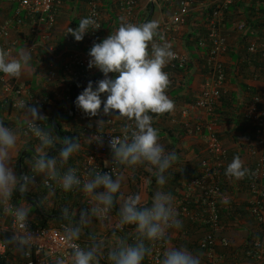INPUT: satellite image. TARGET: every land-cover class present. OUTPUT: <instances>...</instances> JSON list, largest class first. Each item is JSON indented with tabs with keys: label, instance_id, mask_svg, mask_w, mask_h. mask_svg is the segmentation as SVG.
I'll return each mask as SVG.
<instances>
[{
	"label": "crops",
	"instance_id": "0c3cea01",
	"mask_svg": "<svg viewBox=\"0 0 264 264\" xmlns=\"http://www.w3.org/2000/svg\"><path fill=\"white\" fill-rule=\"evenodd\" d=\"M12 1L13 4L11 3ZM79 1L75 0L73 3L65 1L62 3L56 23L52 28H48L44 20H37V26L31 16L22 12L23 23L11 31V40L7 41L8 44L14 40L17 41L15 51L10 58H18L22 50L31 54L29 64L22 70L21 75L15 79L24 85L29 94L35 97L42 95L49 97L48 102L40 109V113L45 118L54 115L67 117L71 111H74L75 99L71 97L72 93H70L72 86L76 82L80 83L83 75L91 78L101 73L97 68H89L88 65L84 68L75 67L71 71L63 69V64L75 51H79L80 55L89 58L88 50L91 47L77 46L71 33H67L69 27L76 28L80 19L86 17L85 7L81 6ZM214 1L217 0H194V6L187 17V22L174 33L175 40L170 44L171 49L187 56L188 63L186 68L176 69L168 62L163 69L169 76L166 94L174 102V109L171 112L155 114L152 117V126L157 129L159 143L165 147L166 152L174 151L178 157L176 163L165 173L166 183L162 186L158 185L156 178L145 164L136 166L121 165V175L119 176L121 179L122 175H126L128 172L131 175L130 183L121 184L118 198L119 206L129 195L139 194L141 196V204H150L152 195L156 191H164L171 194L173 207L177 212V219L181 221L182 227L170 230L166 248L184 247L199 258L200 264H206V257L203 251L201 253L198 245L205 231L201 226L189 219L188 216L183 215L181 208L183 204H187L189 209L192 207L195 209L193 204L185 198L183 183L186 179L199 173L200 161L206 156V141L200 135L187 134L185 132L187 131L185 130V123L187 120L191 123L200 120L203 114L201 112H191L187 118H183L181 108L187 103L193 102L199 96L203 87L206 73V49L198 47L197 41L205 34L204 26H206L208 15L206 4ZM119 3L120 0H100L104 28L99 41L114 32L124 22L121 11L118 8ZM17 5L18 0H0V23L14 17ZM172 8H174L172 4L170 6L167 2L152 5L148 0H137L133 19L135 24L155 20L158 22L159 28L164 20H168L171 16L172 13L168 15L167 12H171ZM236 11L240 19L247 21L248 18L252 21H260L264 16V3H242ZM237 22L226 25L229 36V51L223 57L227 67L224 93L227 105L231 103V106L229 108L230 112L227 115L225 114V117H219L217 130L224 146L228 150V159L225 167L233 157L238 156L243 162V166L249 170L252 168L255 158L249 154V150L252 148L253 128L249 123L243 122L241 118V121H239V118H236V120L234 118L237 115L239 116V113H245L253 96L264 92V75L259 71H255L254 67L258 60H255L254 57L252 58L250 54H244V51L246 49L248 51V46L252 43L258 44V47L263 46L264 35L260 34L261 30L250 29L249 26L245 30H237ZM157 35L158 32L153 37V41L149 43V49L152 43L163 44V42L159 41ZM109 76L113 77L112 74H109ZM82 86L83 84L80 87L83 88ZM93 87H95V84ZM9 101L12 102V96L8 97L4 94L2 81L0 80V120L20 135V141L18 142L17 150L13 153L14 161L12 162L14 172L19 176V169L16 167L19 153L27 142L32 139L23 133L26 114L20 109L10 106ZM102 107L103 105H101V110ZM79 111V115L73 120L62 119L61 121L65 130L79 133L78 143L80 144V149L72 156L76 159L74 165L81 167L85 163L86 156L91 148L90 132L98 125L101 126L102 130L109 128L119 130L126 124V121L117 117L114 124L105 123L101 121L103 118H100L98 114L94 118L89 119V116L81 109ZM32 142H35V145L38 144L36 141ZM33 156L34 154L30 158L27 157L25 159L27 167L24 168V171L33 178V183L29 190L39 189L38 191H40V187L43 186V176L34 175L28 163ZM105 161L107 163V160ZM60 171L63 172V170ZM240 181L241 179L236 180L226 176L224 171L218 202L220 204L219 210L222 223L225 227L224 235L229 239L230 245L227 248L218 247V250L222 253L219 254V252L218 254L222 256L221 264H260L250 258L248 254L249 258L244 254L247 238L253 231L257 230V223L251 216L249 218L248 216H241L242 213L238 214L243 203L251 200L250 192L246 191L244 183ZM60 193L63 196L58 199L59 204L66 205V207L74 210L75 213L78 211L79 206H83V202L78 195L75 196L62 191ZM194 198L196 199L195 196ZM43 199L44 202L47 201L48 206L56 204V199L52 192L45 195ZM22 203L28 207L27 201L23 200ZM231 214L234 215L232 216ZM111 218L110 223H114L113 227H116L118 217L112 215ZM103 225L104 221L92 218L87 225V229L90 235H98L109 245L117 239L122 240L121 236L115 231L112 233L103 232ZM9 254V264H18L22 259V254L16 247H10Z\"/></svg>",
	"mask_w": 264,
	"mask_h": 264
},
{
	"label": "clouds",
	"instance_id": "9594fccd",
	"mask_svg": "<svg viewBox=\"0 0 264 264\" xmlns=\"http://www.w3.org/2000/svg\"><path fill=\"white\" fill-rule=\"evenodd\" d=\"M192 1L194 4V0ZM164 2L168 0L161 3ZM215 2L212 3V7L215 6ZM247 2L258 1L235 4ZM209 3L206 4V9L212 8L208 7ZM174 7L176 8L177 4L174 3ZM208 18L209 14L206 26H204L205 34L200 39L207 36ZM235 21L245 22L243 29H239L236 23L237 30L248 28L246 20L237 17L232 23ZM227 24L228 21L225 22V33L228 38ZM99 27L93 16H87L80 19L76 28L69 27L67 33H71L75 41L79 42L85 34ZM157 29L158 22L155 20L140 24L122 22L114 32L101 41H99L100 36L99 42H94L88 50L90 58L88 67L97 68L104 78L95 81V87H93L94 82L89 81L75 98L74 104L88 116H97L103 105L102 112L105 115L114 114V116L125 117L131 121L130 125L122 129V138L114 136L109 141L113 160L120 165H147L148 170L156 178V183L162 186L166 183L165 173L176 163L178 157L174 151L166 152L165 147L159 143L158 131L152 126V117L149 113L163 114L174 109V102L166 94L169 76L163 69L170 60L175 58V55L171 50V45L167 42L162 45L152 43L149 49V43L153 41ZM200 39L197 42L198 47H204L206 55L208 46H200ZM252 44L256 45L257 50L260 49L258 44ZM252 44L248 46V51L255 53L256 51L249 50ZM261 48L263 49L264 45ZM30 60L31 54L27 51L22 50L18 58H9L6 51H0V73L13 78L19 77ZM109 73H113L114 76L110 77ZM102 94H104L103 98ZM17 107L26 114L24 135L30 134L38 141V144L32 148L34 156L28 162L32 173L42 175L45 186L49 190H54V186L65 193L79 189L91 203V208L87 212L81 210L79 220L75 219L74 210L68 207L61 209L60 215L66 221L63 226V243L70 248L69 264H101L102 260H106L107 264H142L146 255L151 251L145 241L149 243L161 241L166 238L169 229L182 227L181 221L177 219L173 197L170 193L156 191L152 195L150 204L145 206H141V196L134 194L129 195L120 204L116 224V229L120 230L126 225L134 227L136 233L134 243L128 244L117 239L109 245L103 238L91 234L88 235L89 243L81 246L77 242L82 235H86L84 229L90 219L104 221L108 218L116 202L117 194L120 192L121 180L120 178L114 179L109 173L95 172L89 179L82 181L77 170L72 167L61 172L58 163L61 166L66 164L69 158L79 151L80 144L68 138L58 140L52 130L41 127L39 121L44 120L45 116L40 113L38 106H26L25 101H21ZM93 140L99 142L100 137ZM19 141L20 135L0 120V216L10 218L12 227L15 229L13 237L11 239L8 237L6 240L9 248L7 260L10 255L9 244H14L22 254L30 239L25 233L31 209L23 203H13L14 194L17 191L27 192L33 183L31 176H17L12 167L13 153L17 150ZM57 143L63 145L58 152V158H49L48 150ZM254 163L255 158L253 165ZM247 172L248 169L243 166L238 156L233 157L225 168V175L236 180L242 179ZM11 247L14 246L11 245ZM160 264H200V260L184 247H169L163 252Z\"/></svg>",
	"mask_w": 264,
	"mask_h": 264
},
{
	"label": "built area",
	"instance_id": "2783aa9c",
	"mask_svg": "<svg viewBox=\"0 0 264 264\" xmlns=\"http://www.w3.org/2000/svg\"><path fill=\"white\" fill-rule=\"evenodd\" d=\"M152 5L160 4L164 0H148ZM264 0H217L215 6L212 3L208 7H212L209 13L206 38L200 39V46H208L206 52V73L204 77L203 87L199 96L191 103H187L181 108V115L187 118L191 112H201L202 119L191 123L186 121V130L189 135H200L206 141V156L200 161V171L194 177L184 181L183 188L185 198L190 203L195 200L199 210L191 212L187 204H183L181 213L190 216L193 222L197 223L204 229V234L199 240V245L206 256V264H221L222 256L218 254V247H226L230 244L229 239L224 235V225L220 221L221 215L219 210L218 198L221 193V183L223 176V168L228 158V150L221 140L217 124L219 115L216 108L220 103L224 86L227 79V71L224 55L228 51V38L225 33V12L228 7L237 2ZM177 7L168 20H164L160 29L159 41L171 44L175 40L174 33L186 23L187 17L193 7L192 0H179ZM214 4V3H213ZM137 5V0H120L119 10L124 22L134 23L133 12ZM61 2L59 0H18V6L15 9L14 17L0 23V51H6L10 56L14 53L17 41L11 40V31L18 25L23 23L22 12L31 16L36 25L37 20H44L48 28H52L57 20ZM99 0H88L86 5V17L93 16L99 24V28L85 34L84 38L77 42V46L91 47L97 42L103 31V14ZM239 29L245 27V22L237 23ZM172 50V49H171ZM250 51H256L257 47L252 44ZM175 58L170 60V64L174 68L183 69L186 67L188 58L179 51L172 50ZM264 57V48L262 52ZM89 58L80 55L79 51H75L63 64L65 71H71L73 68H84L88 65ZM1 73L2 91L8 97L12 96V106L17 108L21 101H25L26 106H38L41 109L49 100L47 95L35 97L26 91L23 84L16 81L13 77H7ZM72 97V96H71ZM245 118L253 128L252 148L249 153L255 157L253 178L250 182V212L256 218L259 224L264 225V92L253 96L247 109L245 110ZM110 115V114H108ZM98 116H105L102 110ZM125 119L126 124L119 130L106 129L102 130L98 125L90 132L91 148L86 156L85 163L81 167H73L77 170L78 176L82 181L87 180L95 172L101 174L109 173L113 178H117L120 173L118 163L113 160L109 147V141L115 136L122 138V129L126 125H130L125 117L114 116L111 114L109 123H115L116 119ZM40 124V122H39ZM42 127V125L40 124ZM26 131L25 125L23 133ZM37 141L30 134L27 135ZM100 137V141L93 140ZM107 160V163L106 161ZM42 184L45 186L44 178ZM46 187V186H45ZM47 188V187H46ZM51 192L62 191L54 186ZM63 192V191H62ZM73 194L78 195L83 202V209L87 212L91 208L88 198L79 190L74 189ZM196 197V199L194 198ZM112 217L110 212L108 219ZM66 223H60L57 226L47 225L41 226L34 222L29 216L26 235L30 237L28 246L22 251V261L20 264H69L70 248L63 243V226ZM262 233L253 242L252 249L248 252L250 258L264 264V226ZM168 230L166 238L151 242L149 247L150 253L146 256L145 264H160L163 258V252L168 244L170 234ZM15 233L12 227L11 219L0 216V258H6L8 253V243L6 240L11 239ZM81 246L83 243L79 240ZM101 264H107L106 260H102Z\"/></svg>",
	"mask_w": 264,
	"mask_h": 264
},
{
	"label": "trees",
	"instance_id": "16d2710c",
	"mask_svg": "<svg viewBox=\"0 0 264 264\" xmlns=\"http://www.w3.org/2000/svg\"><path fill=\"white\" fill-rule=\"evenodd\" d=\"M59 1L61 2V4L64 3L65 1H70L72 3L75 2V0H59ZM87 1L88 0H80L79 1L81 6L85 7V16H86ZM178 1L179 0H169L167 3L170 6L172 4V6L174 7V3L177 4ZM11 3L13 4V1ZM241 4L242 3L234 4L231 6V8L228 11L225 12V20H224L225 22L228 21V24L232 23V21L239 16V14L236 10L239 8V6H241ZM174 9H176V8L175 7L172 8L171 12H167V14L169 15V13L170 14L173 13ZM212 10H213L212 8H208L207 9L208 14L210 12H212ZM186 22H187V20H186ZM247 25L250 27V29L255 28L256 30H261L260 34L262 36L264 35V16H263V19L260 21L259 20L252 21L251 19L247 18ZM161 27L162 26H159V28L157 29V32H158L157 37L160 35ZM246 51H247V49L244 51L245 55L250 54L252 58L254 57L255 60H258V62H256L254 64L255 71H259L262 75H264V57H262L263 49L260 47V49L256 50L255 53H249L248 51L247 52ZM109 74H112L114 76L113 73H109ZM101 78H103L102 73H98L91 78H87V76L83 75L80 79V83L83 84V86H82L83 88H81L80 87L81 84L77 83V82L75 83L74 86H72V91L70 93H72L73 99H75L78 96V94L84 89V87L87 86L89 81H93L94 82L93 85H94L95 81L100 80ZM230 104L227 105L226 95H225V93H223L222 98L220 99V103L218 104V106L216 108V113L219 115V117L220 116L225 117V114L227 115L230 112V110H229V108L231 106ZM9 105L12 106L11 101H9ZM79 113H80L79 108H77L74 104V111H71L67 117L54 115L51 117H47L44 120L39 121V122L43 128L52 130L53 134L58 138V140H63L64 138H68L69 140H71L73 142H78L79 133L77 131L71 132V131L65 130L63 128V123L61 120L62 119L73 120L74 118H76L77 115H79ZM149 115L151 117L155 116V114H153V113H149ZM88 118L90 119V118H94V117L89 116ZM100 118H103V120H101V121L108 123V121L110 119V115H105L103 117L100 116ZM236 118H239V121L242 120L243 122L248 123L246 118H245L244 112L239 113V116L237 115V117H235L234 119L236 120ZM240 118H241V120H240ZM30 139H32V138H30ZM32 141H35V140H33V139L29 140L27 142V144L23 147V149L19 153V156L17 159V165H16V167L19 169V176L27 175V172L24 171V168L27 167V164L25 163V159L27 157L30 158V156L32 154H34L32 152V148L35 145V142H32ZM36 142H38V141H36ZM62 147H63L62 144L57 143L53 148L49 149V151L47 152L48 157L49 158H51V157H57L58 158V152L62 149ZM75 160L76 159L73 158V156H71L69 158V160L67 161V163L64 164L63 166L59 165V163H58L59 170L65 171L69 167H72V168L76 167L77 165H74ZM119 167L121 168V165H119ZM225 168L226 167L223 168V171H225ZM253 169H254V165L252 166L251 169L248 170L245 177H243V179H241V181H240L241 183H244L243 185L247 189L246 190L247 192H250L249 185H250V182L252 181V178H253ZM263 184H264V180H263ZM38 190L37 189H34V190L31 189L25 193H20L17 191L14 194L13 203L19 204V203H22L23 200L27 201L28 207L31 209L30 216H32L34 222L38 225H41V226H47V225L57 226L60 223H66V221H64L60 215L61 209L66 207V205L59 204V202H58V199L60 197H62L63 195L59 191L52 192L54 195V198L56 199V204L48 206L47 201L44 202L43 197L51 191L48 188L43 187V186L40 187V191H38ZM68 193L73 194V192H68ZM119 195H120V193L117 194V199H116V202H114V207L110 211L116 217H118V209H119L118 198H119ZM114 201H115V198H114ZM191 203L195 207V209L193 207L191 208V212H193L194 210H199L198 204H197V202H195V200H192ZM148 204L149 203L141 204V206H145ZM218 205L220 208V204H218ZM249 206H250V201L249 202L246 201L243 203L241 210L238 211V214L242 213L241 216H244V217L245 216H248V217L251 216L255 220V222L257 223V230H255L251 233L249 238H247L246 245L244 246V254L246 257H248L247 254L252 249L253 242L255 241V239L259 236V234L262 233V230H263L262 226H264L262 224H259L258 220L251 215ZM69 209L72 210L71 208H69ZM81 210H84L83 206H81V207L79 206V209L75 215L76 220H79ZM229 215H230V213H229ZM231 215L233 216L234 214H231ZM188 217H189V219H191L190 216H188ZM251 217H249V218H251ZM220 221L223 222L222 219H220ZM113 231L118 233L121 236V239L128 244H132L136 241V233L134 231V227L131 225L124 226L122 230L115 229V230H111L110 232L112 233ZM84 232L86 235H82L81 239H80L82 241L83 245H85L86 243H89L88 235H90V232L88 231L87 226L85 227ZM145 243L149 247L150 243L147 241H145ZM11 245L16 247L14 244H9L10 247H11ZM198 245H199V243H198ZM229 245L224 247V248L229 247ZM199 248H200V251L202 253V249H201L200 245H199ZM217 251H218V253L220 252L219 250H217ZM219 254H222V253L220 252ZM145 263H146V257H145L144 261L142 262V264H145ZM0 264H9V261L7 260V258H0Z\"/></svg>",
	"mask_w": 264,
	"mask_h": 264
},
{
	"label": "rangeland",
	"instance_id": "374dc122",
	"mask_svg": "<svg viewBox=\"0 0 264 264\" xmlns=\"http://www.w3.org/2000/svg\"><path fill=\"white\" fill-rule=\"evenodd\" d=\"M120 175H121V173L118 175L117 178H119ZM130 176L131 175L129 174V172L126 173V175L123 174L122 177H121V179H120L121 180V184L122 183L123 184L130 183V181H131ZM111 220H112V218H110V219L107 218L106 220H104V225L102 226L103 227V232H108V231L113 230L114 228H116V227H113L114 223H110Z\"/></svg>",
	"mask_w": 264,
	"mask_h": 264
}]
</instances>
